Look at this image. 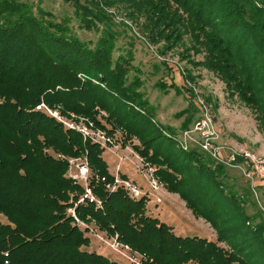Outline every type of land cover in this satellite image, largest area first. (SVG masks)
Instances as JSON below:
<instances>
[{"label":"trees","instance_id":"obj_1","mask_svg":"<svg viewBox=\"0 0 264 264\" xmlns=\"http://www.w3.org/2000/svg\"><path fill=\"white\" fill-rule=\"evenodd\" d=\"M63 1L72 6L79 28L98 33L93 46L72 32L69 20L57 21L40 5L0 0V215L5 218L0 220V264H122L86 250L90 240L67 212L83 190L67 174L69 159L76 157L86 159L93 173L89 185L102 200L100 208L77 204L76 215L109 235L117 233L132 252L147 256L143 264H264L262 210L245 212L243 201L217 178L225 176L223 167L212 160L207 166L195 162L196 151L184 158L197 167V180L179 178L181 164L157 141L167 139L156 132L138 77L129 76L133 39L125 42L128 48L117 46L133 28L153 45L163 39L165 48L188 35L180 54H202L189 61L215 72L232 94L264 113V0ZM115 50H120L116 57ZM185 71L191 80L190 70ZM40 104L103 128L97 116L106 111V121L111 118L142 137L137 153L155 167L157 179L211 224L228 223L218 239L231 240L233 249L173 233L146 213L144 196L132 199L120 187L108 192L95 179V174L112 178L103 149L37 108ZM152 129L157 135L144 142V130ZM197 187L208 193L207 203L217 201L209 204L213 208L196 203ZM218 215L224 219L217 221Z\"/></svg>","mask_w":264,"mask_h":264},{"label":"rangeland","instance_id":"obj_2","mask_svg":"<svg viewBox=\"0 0 264 264\" xmlns=\"http://www.w3.org/2000/svg\"><path fill=\"white\" fill-rule=\"evenodd\" d=\"M23 1L40 5L42 8L51 11L56 16L57 21L60 19L69 20L68 24L72 32L82 41L87 42L88 45L93 46L96 41L98 33L95 30L79 28L72 13V6L63 0ZM108 11L112 12L113 10L108 9ZM141 21H145L144 17L138 20L139 23ZM126 22L130 24L129 20ZM129 39H133L131 45L133 55L129 65V76L130 78L133 76L138 77L140 82L138 91L152 108L153 115L151 119L155 129H157L156 132L167 139L158 138L157 141L162 143L165 152L175 155L176 165L181 164L178 168L180 172L177 171L178 174L180 173L179 178L182 177L183 180L189 182L191 178L196 179L197 175H200L197 167L191 166L187 162L188 160L185 161L184 158L189 151H196L201 160L199 158L195 162H201V164L207 166L208 161L212 160L213 166L218 164L223 167L225 176L217 178L222 179L224 190L234 193L243 201L242 207L245 212L252 214L257 207L264 214V127L261 122V119L264 120L263 110H258L257 107L246 104L236 94H232L215 72L202 65H193L189 61L193 58L197 61L200 60L202 54L192 55V52H190L191 56L187 58L180 54L185 45L189 44L188 35L183 36L180 44L176 43V45L165 48L163 39L153 45L142 38L138 31L133 28L132 33L129 31L118 40L117 46L121 47ZM125 46V48H128V45L125 44ZM119 51L115 50V57ZM187 69L190 70L193 76L191 80H188L185 76V70ZM41 108L46 110L42 106ZM49 110L62 116L68 122L71 120L60 114L56 109ZM107 116L106 111H101L97 116L104 128L95 127L94 124L92 126L88 125L91 131L97 132L99 138L97 139L101 143V139H104L111 146L105 149L99 141H94L103 149L101 157L112 177L108 180L104 175L103 180L100 175L95 174V179L104 182L106 190H108L106 184L116 183V179L126 182L134 181L140 187L141 195L139 194L138 197H130L127 189L120 185L123 183H116L117 188H122L132 199L144 196L148 215L169 225L173 233L177 235L204 237L217 242L218 246L230 252L233 249L231 240L219 241L218 239L219 229L221 226L228 227V223L211 224L205 217L194 212L177 192L169 190L165 183H161L155 176V167L137 153L136 149L143 146L142 137L125 132L122 128L117 127L116 122L111 118L106 121ZM202 118L210 120L209 128H207V131L211 133L209 143L211 146L220 147L222 161L213 158L208 151L203 149L202 141H200L202 131L194 130L195 123ZM73 121L75 124H88V121L81 116ZM62 125L64 126V124ZM147 132L144 130L147 135L144 137V142L157 135L154 129ZM83 140L86 139L83 138ZM87 140H90V138H87ZM198 142H201V145ZM231 150L237 154L236 161L226 162L225 160ZM244 152H249L252 156H255L254 161L243 156ZM120 158L123 160H120ZM70 159L77 161V165H72V168H70V165L68 166V176L75 173H78L81 178L86 176L89 185L93 173L91 171L85 173V168H82L84 165L81 164L87 162L85 158L84 160L82 157ZM82 160L85 162H82ZM135 165H139V168L143 170H137ZM87 166L89 168L88 163ZM147 168L151 169L152 178L159 183L155 191L151 190L149 186L148 178H150V175ZM205 170L200 173H204ZM194 189L197 190L196 203L200 204L201 208H213L210 205L217 203V201L211 204L207 203L208 193L199 191L198 187ZM91 190L95 195L92 188ZM108 192H112V190H108ZM77 194L79 196L83 195L84 190L77 192ZM95 197L100 200L101 205L96 206L95 203H91L100 208L102 200L96 195ZM78 218L81 222L77 226L84 231V235L90 240L86 250L95 251L122 264H143L146 260L145 257L147 256L145 254L132 252L127 245L121 243L118 240L117 233L109 235L105 231L99 230L90 220H83L79 216ZM216 218L217 221L220 218L224 219L221 215L216 216ZM0 220L5 222V218L1 215ZM73 222L76 225L75 220ZM35 230H37V227Z\"/></svg>","mask_w":264,"mask_h":264},{"label":"built area","instance_id":"obj_3","mask_svg":"<svg viewBox=\"0 0 264 264\" xmlns=\"http://www.w3.org/2000/svg\"><path fill=\"white\" fill-rule=\"evenodd\" d=\"M44 107L46 109V111L52 115L53 117H55L58 121H60L62 124H64L65 127L67 128H71V129H74V130H77L79 133H81V135L83 136V138L87 139V138H90V140H92V142L94 141H99L98 139V136H97V132L95 131H91L90 128L88 127V125H91L92 126V122H89L88 124L84 123V124H75V122L73 120H70L69 122L67 120H65L62 116L56 114L55 112L53 113L52 111H50L47 107H45L44 104H41L39 106H37V108H41ZM209 119L207 118H202L200 121H197L195 123V126H194V130H201L202 131V137L200 138V141H202V146H203V149H205L206 151H208L210 153V155L217 159V160H221L220 158V152L222 150H220V147L219 146H211L210 145V136H211V133L207 131V128H209ZM95 128V127H94ZM98 129V128H97ZM100 133V132H99ZM209 134V135H208ZM98 138V139H97ZM102 140V143L101 145L103 147H105V149H108L110 148L111 146L108 144L107 141H105L104 139H101ZM198 144L201 145V142H198ZM236 152H233L231 150V152L228 154L227 158H226V162H230V161H236V156L237 154H235ZM243 156H245L247 159H251L252 161H254L255 159V156H252L249 152H244V154H242ZM246 159V160H247ZM84 160V159H83ZM82 162H85L83 161ZM86 160V159H85ZM120 160H123L122 158H120ZM77 161H73L71 159H69V165H70V168H72V165H77L76 163ZM81 165H84L82 168H85V173L86 172H89V168L87 166V162L85 163H82ZM135 168L138 170H143L142 168H139V165L136 166L135 165ZM150 168H147V171H148V174L150 175V178H148V182H149V186L151 188V190L155 191L157 190L158 188V181H155L153 178H152V174H151V169L148 170ZM153 172V171H152ZM75 182L77 183H80L82 185V188L84 190V194L81 195L78 200L73 204V206H71L70 208L67 209V212L69 213V215H71V217L73 218V220H75L76 222V225L77 224H80V220L78 218V216L76 215L75 213V207L77 206V204H82V203H95V205L97 206H100L101 205V202L100 200H98L95 195L91 192V188L89 187V185L87 184L88 182V177L86 178V176H82V178L80 177V175L78 173H75V174H70L69 175ZM104 180V178H102ZM116 183H123V184H120L122 186H124V188L127 189V192L128 194L130 195V197H138V195L140 194V187H138V185H136L134 183V181H130V182H126L124 180L122 181H118L116 179ZM116 183H108L106 184V187L109 191H113L115 190L118 186ZM141 195V194H140Z\"/></svg>","mask_w":264,"mask_h":264}]
</instances>
